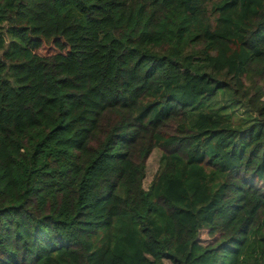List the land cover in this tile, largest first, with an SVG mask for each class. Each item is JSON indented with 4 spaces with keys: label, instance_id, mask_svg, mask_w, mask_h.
<instances>
[{
    "label": "trees",
    "instance_id": "obj_1",
    "mask_svg": "<svg viewBox=\"0 0 264 264\" xmlns=\"http://www.w3.org/2000/svg\"><path fill=\"white\" fill-rule=\"evenodd\" d=\"M165 261L264 264V0H0V264Z\"/></svg>",
    "mask_w": 264,
    "mask_h": 264
},
{
    "label": "rangeland",
    "instance_id": "obj_2",
    "mask_svg": "<svg viewBox=\"0 0 264 264\" xmlns=\"http://www.w3.org/2000/svg\"><path fill=\"white\" fill-rule=\"evenodd\" d=\"M161 154H162L161 151L155 150L152 153V155L149 158V160H148V163H147V176H146V179L144 181V188L145 189H148L151 181L153 180L155 174L158 171L159 159L161 157ZM200 237H201V240H202L203 244H205V245H208V244L212 243L215 240V238L209 237L208 233L206 231L202 232ZM164 264H171V262L165 261Z\"/></svg>",
    "mask_w": 264,
    "mask_h": 264
}]
</instances>
